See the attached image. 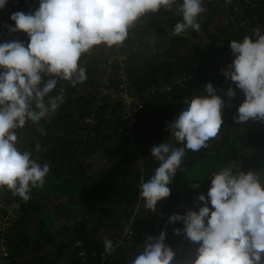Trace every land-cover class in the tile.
<instances>
[{
    "label": "trees",
    "instance_id": "obj_1",
    "mask_svg": "<svg viewBox=\"0 0 264 264\" xmlns=\"http://www.w3.org/2000/svg\"><path fill=\"white\" fill-rule=\"evenodd\" d=\"M204 6L199 31L174 35L182 16L161 9L143 17L121 46L101 45L85 54L81 65L87 78L75 87L59 82L57 91L64 89L65 100L58 112L40 125L29 122L18 130L21 149L47 163L50 173L27 202L0 191V204L20 206L5 237V264H97L105 238L112 239L115 251L104 264H131L146 237L161 230L177 253L174 264H186L197 245L176 235L174 229L183 223L171 224L168 218L197 208L198 194H207L211 174L223 167L264 172V122L235 121L245 95L236 89L241 93L236 102L226 96L235 85L222 71L234 59L231 40H243L256 29L264 34V0H204ZM38 8L39 0H9L0 10V42L27 44V34L10 33L7 26H14L13 13ZM121 57L131 91L144 102L133 124L126 123L119 98L103 92V66H111L110 86L116 88ZM209 82L226 101L220 133L207 148L187 151L157 212L141 209L140 185L158 167L152 147L171 135L167 125L184 99L202 94ZM8 214L0 208V218Z\"/></svg>",
    "mask_w": 264,
    "mask_h": 264
},
{
    "label": "clouds",
    "instance_id": "obj_2",
    "mask_svg": "<svg viewBox=\"0 0 264 264\" xmlns=\"http://www.w3.org/2000/svg\"><path fill=\"white\" fill-rule=\"evenodd\" d=\"M8 2L0 0V10ZM161 9L181 14L174 35L199 31L206 10L204 0H39L34 12L11 15L14 26L8 25V31L23 32L29 40L0 42V191L27 202L34 188L44 186L50 166L21 149L18 130L29 122L40 125L58 112L65 100L64 89L57 91L59 82L75 87L87 78L81 65L85 54L101 45L121 46L143 17ZM230 48L234 59L222 71L235 87L230 86L226 96L236 97V89L245 95L234 119L239 124L264 122V34L256 29L243 40H231ZM225 105L211 82L202 94L184 99L167 125L171 135L151 149L158 167L140 185L147 210L157 212L159 201L172 191L171 181L187 151L207 148L218 136ZM210 178L207 194L197 196V208L168 218L171 224L183 223L174 229L176 235L197 245L186 264H264V172L226 166ZM166 238L164 230L148 235L131 264H174L177 253ZM103 246L106 256L115 251L110 238Z\"/></svg>",
    "mask_w": 264,
    "mask_h": 264
},
{
    "label": "built area",
    "instance_id": "obj_3",
    "mask_svg": "<svg viewBox=\"0 0 264 264\" xmlns=\"http://www.w3.org/2000/svg\"><path fill=\"white\" fill-rule=\"evenodd\" d=\"M123 59V57L120 58V66L116 69V88L110 86L112 74L111 66H103V69H105L104 71H106L102 80V83L106 84V87L103 92L113 98H119L123 105L125 117L127 119L125 120L126 123L133 124L136 120L137 113L143 109L144 102L139 95H136L131 91V85L126 76ZM0 208H5L7 213H9L8 216L0 218V264H5L9 260V247L7 244V238L5 239V237L11 226V222L18 217L20 206L17 203L16 205H10L7 207H5L3 204H0ZM126 231H128V229ZM109 257L110 256L105 255V252H101V261H99L97 264H104V262L109 259Z\"/></svg>",
    "mask_w": 264,
    "mask_h": 264
},
{
    "label": "rangeland",
    "instance_id": "obj_4",
    "mask_svg": "<svg viewBox=\"0 0 264 264\" xmlns=\"http://www.w3.org/2000/svg\"><path fill=\"white\" fill-rule=\"evenodd\" d=\"M240 94H241V93H239V91H237V95H236V97L233 98V101H234V102H236V99H237V98L241 97ZM231 99H232V98H231ZM141 209H146V208H141ZM129 225H130V222H129Z\"/></svg>",
    "mask_w": 264,
    "mask_h": 264
}]
</instances>
